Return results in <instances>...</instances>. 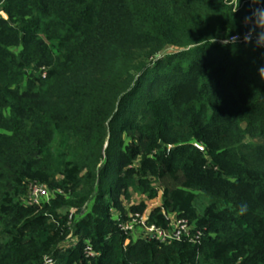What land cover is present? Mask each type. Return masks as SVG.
<instances>
[{"label":"trees","instance_id":"obj_1","mask_svg":"<svg viewBox=\"0 0 264 264\" xmlns=\"http://www.w3.org/2000/svg\"><path fill=\"white\" fill-rule=\"evenodd\" d=\"M0 11V264H264V0ZM165 177L148 221L183 210L199 239L129 240Z\"/></svg>","mask_w":264,"mask_h":264},{"label":"built area","instance_id":"obj_2","mask_svg":"<svg viewBox=\"0 0 264 264\" xmlns=\"http://www.w3.org/2000/svg\"><path fill=\"white\" fill-rule=\"evenodd\" d=\"M50 198L51 192L45 185L38 183L28 184V193L25 200L28 205L44 203L49 201ZM165 218L169 221V224L166 227H161L149 222L146 212H134L129 215L126 222L120 224V229L129 240L131 238L133 240L154 238L160 243H165L181 237H186L192 242H196L199 239L201 231L194 230L195 234L192 236L190 232L194 227L189 223L187 218L175 217L171 221L166 215ZM46 263L52 264V260L49 259Z\"/></svg>","mask_w":264,"mask_h":264},{"label":"rangeland","instance_id":"obj_3","mask_svg":"<svg viewBox=\"0 0 264 264\" xmlns=\"http://www.w3.org/2000/svg\"><path fill=\"white\" fill-rule=\"evenodd\" d=\"M175 51H176V49L170 48L168 50V53L169 52L174 53ZM157 184L159 186L158 196L152 200L145 201V198H143V200H142L143 202L146 203V208L143 212H146L147 214L154 207L161 206L164 202L163 198H166L167 200H169V195H170L169 191L176 189L179 186L178 183H176V182L172 181L170 178H166V177H165V180H162L161 183H157ZM182 202H185L186 204H189L190 206L193 207V206L198 204V199L195 196H194V198H191V196L186 195L183 197ZM178 206H180V205H178ZM126 209H128V208H126ZM161 211L164 215L169 217L170 221L175 219V217H180L179 215H181V213L184 212L183 210L177 211V210H172L171 208L170 209L161 208Z\"/></svg>","mask_w":264,"mask_h":264},{"label":"clouds","instance_id":"obj_4","mask_svg":"<svg viewBox=\"0 0 264 264\" xmlns=\"http://www.w3.org/2000/svg\"><path fill=\"white\" fill-rule=\"evenodd\" d=\"M260 13H264V11H262V12H260ZM261 34H264V32H262ZM261 34H260V35H261ZM260 35H259L258 38H257V43H258V45L264 44V40H261V39H260Z\"/></svg>","mask_w":264,"mask_h":264}]
</instances>
